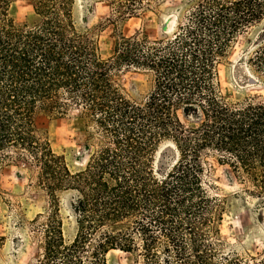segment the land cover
I'll use <instances>...</instances> for the list:
<instances>
[{"label":"trees","instance_id":"16d2710c","mask_svg":"<svg viewBox=\"0 0 264 264\" xmlns=\"http://www.w3.org/2000/svg\"><path fill=\"white\" fill-rule=\"evenodd\" d=\"M15 1L0 0V192L8 165L31 170L45 199L33 220L43 228L37 264H108L113 249L132 254L133 264H264V249L226 250L218 225L227 197L215 194L208 169L209 157L230 165L262 200L264 221V97L225 94L219 71L240 36L264 22V0H182L164 36L121 32L111 54L100 44L106 23L164 0H111L107 22L85 28L78 0H36L41 19L26 30L10 17ZM89 11L86 4V22ZM239 63L264 81V31ZM128 73L147 77L141 98L126 86ZM74 108L89 137L79 170L38 125ZM66 191L78 226L70 243Z\"/></svg>","mask_w":264,"mask_h":264},{"label":"rangeland","instance_id":"374dc122","mask_svg":"<svg viewBox=\"0 0 264 264\" xmlns=\"http://www.w3.org/2000/svg\"><path fill=\"white\" fill-rule=\"evenodd\" d=\"M111 0H78L76 18L82 28L104 23L111 16ZM182 0H164L159 7L140 11L138 15L127 18L117 26L106 23L100 31V44L105 54H111L116 39L121 32L133 34L146 30L152 38L165 35L163 26L169 25V15ZM36 0H16L10 10V17L18 29H30L40 22L34 4ZM88 4L87 22L85 6ZM107 22V21H106ZM171 24V23H170ZM264 31V22L238 39L231 59L220 65V80L225 94L237 99L248 95L264 97V81L250 68L244 70L242 63L236 68L243 52L249 49ZM254 77L257 83L249 79ZM130 93L141 98L149 87L147 77L143 74L128 73L124 76ZM183 119L184 115L181 113ZM187 121V120H186ZM40 129L47 132L56 155L64 157L72 170L85 167L89 137L85 133V123L74 108L63 118L43 116L38 120ZM210 177L217 185L214 192L219 197H227L226 212L219 223V237L226 244L227 251H249L252 254L264 249V221L257 216L263 205L260 198L245 191V185L235 177L230 165L218 162L214 157L208 158ZM35 177L23 163L10 164L2 173L0 192V235L5 241L0 245V264H37L42 252L41 241L43 228L36 226L34 219L38 213L45 211V199L34 185ZM73 192L62 193V217L64 219V237L67 243L77 235V222L71 206ZM108 264H133V255L113 249L108 255Z\"/></svg>","mask_w":264,"mask_h":264},{"label":"water","instance_id":"95a60500","mask_svg":"<svg viewBox=\"0 0 264 264\" xmlns=\"http://www.w3.org/2000/svg\"><path fill=\"white\" fill-rule=\"evenodd\" d=\"M163 28H164L165 31L168 30L169 25L167 24V22L164 24ZM249 82L252 83V84H255V83H257V80H256L254 77H251V78L249 79Z\"/></svg>","mask_w":264,"mask_h":264}]
</instances>
